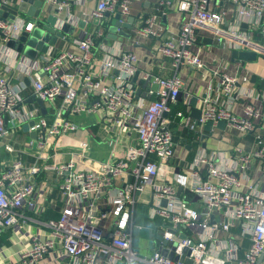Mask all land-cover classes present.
Segmentation results:
<instances>
[{"label": "built area", "instance_id": "obj_1", "mask_svg": "<svg viewBox=\"0 0 264 264\" xmlns=\"http://www.w3.org/2000/svg\"><path fill=\"white\" fill-rule=\"evenodd\" d=\"M22 1L0 0V9H18ZM83 1L44 0L39 15L32 19L21 16L20 11L14 17L0 16V137L33 121L28 131L36 132L38 154L43 156L54 137L76 128L65 113L80 117L101 113L111 128L132 127L138 143L128 147L125 159L103 161L97 171L80 168L73 157L47 163L45 169L63 177L58 184L63 210L58 218L45 222L47 237L32 235L16 264H43L58 243L73 264H264V192L248 171L260 158L264 174V136L258 134L254 152L238 146L236 159L224 150L198 148L186 167L188 173L174 177L192 193L191 199L182 197L175 182L163 175L179 164L168 115L186 89V79L178 73L171 77L141 73L137 52L126 49L120 38L107 40L106 14H120L119 25L124 24L134 4L144 0H97L96 8L84 9L80 17L72 6ZM173 6L183 13L176 33L164 21ZM51 14L56 15L57 30L67 23L78 25L94 19L98 26L95 32L86 30L73 36L71 46L57 54L48 50L40 65L7 46L9 40H18L24 32L41 26L42 18ZM121 30L119 26L117 31ZM200 31L213 33L228 49L264 55L259 49H264V0H159L156 10L135 28L137 36L156 39L158 59H169L177 68L186 65L209 71L195 48ZM138 71L147 83L145 97L135 80ZM15 73L30 78L36 98L52 106L60 99L52 120L38 105H24L27 86L13 78ZM208 77L204 95L197 98L202 108L200 120L190 114L194 94L186 91L184 108L177 112L179 126L196 131L205 124L214 129L224 121L242 134L254 131L256 121L264 118V106L258 104L264 93L249 87L250 72L238 76L213 69ZM148 95L154 99L148 101ZM240 101L242 116L234 109ZM7 149L13 151L14 147L8 144ZM37 161L30 167V177L22 157L0 172V237L6 229L26 221L27 211H37L39 189L32 179L42 169ZM124 177L128 178L121 186L115 184ZM141 201L148 202L150 219L165 221L154 229L162 239L150 256L134 247V229L143 228L134 223ZM111 215L115 229L108 231L104 220Z\"/></svg>", "mask_w": 264, "mask_h": 264}, {"label": "crops", "instance_id": "obj_2", "mask_svg": "<svg viewBox=\"0 0 264 264\" xmlns=\"http://www.w3.org/2000/svg\"><path fill=\"white\" fill-rule=\"evenodd\" d=\"M159 0H144L137 2L133 6L132 14L134 21L131 27H125L127 22L118 25L115 31H112L113 20L116 15L106 14L104 18L105 30L107 32V40L112 42L120 38L126 49L133 50L140 56L139 70L151 71L164 77H171L175 74L182 75L187 81V87L181 91L178 103L173 106L169 119L171 126L174 129V136L176 142V160L179 164L170 172L163 175L165 179H172L179 188V194L187 199L192 198V193L184 189L179 181L174 179L175 175L181 176L188 173L186 169L188 163L192 161L196 150L200 147L207 151L224 150L227 154L236 159L238 157L237 147L240 146L247 153L254 152L257 149L258 134L264 136V118L256 121V129L242 134L236 127L228 125L226 122H220L216 127L211 124L201 125L196 131H189L188 129L181 128L178 124L177 112L184 108L186 91L194 94V101L190 108L192 117L199 121L202 114V108L197 98L204 95L207 86L209 75L212 70L226 71L231 75H244L245 73L251 74L249 87H257L264 93V55H259L256 61H242L233 58L232 53L234 50L225 47L222 40L218 39L213 33L208 31H200L198 40L195 44L196 50L200 53L202 59L206 61L211 70L201 71L193 69L186 65L175 67L169 59H158L154 52L157 41L154 38H144L135 34V28L141 22L143 17L156 10ZM177 1V0H174ZM30 8L33 6L29 4ZM97 6V0H84L83 3H74L72 6L73 11L77 16H83V10L92 11ZM20 15L27 18L29 14L26 11H20ZM50 16L56 18V15H46L42 18L41 26L48 24ZM183 13L178 7L173 6L168 9L167 16L164 21L167 26L176 33ZM56 23V21H55ZM56 30L54 36L57 35V40L52 42L48 50H52L57 54L60 50L69 48L71 46V39L75 35H83L86 30L95 32L97 28V21L90 20L88 22L82 21L78 25L67 23V29L62 28ZM50 24V23H49ZM227 23H225V26ZM120 26L121 31H117ZM63 35H59L58 33ZM126 33L128 36L122 35ZM114 35V36H113ZM47 53V52H46ZM45 53H40L37 60L38 64L41 62ZM216 60V61H215ZM40 65V64H39ZM135 76L137 80L140 95H145L146 80L142 77L141 73ZM203 72L208 75H204ZM13 78L17 81H24L27 88L24 91V105L36 106L41 108L44 116L52 120L57 113L60 105V99L57 104L52 106L43 101V105L39 103V99L34 95L32 83L29 77L21 73H15ZM111 78L110 81H113ZM239 86V85H238ZM238 88V87H237ZM264 95V94H263ZM145 97V96H144ZM148 101L154 99L153 96H146ZM234 104V102H233ZM259 105L264 106V99L258 102ZM234 109L237 114L244 115L243 102L234 104ZM71 121L75 123L76 128L69 131L62 136L54 137L44 150V155L38 154V143L33 137L31 132L24 130L23 124L21 127L14 130L12 133L0 137V172L9 166L13 160L22 157L27 167V174L30 177V167L37 161L42 169L32 175L39 189V205L37 211H27L26 215L29 216L26 221L21 222L15 227L6 229L0 237V264H16L19 260L21 251L31 244L32 235L40 234L42 238L49 235V228L45 222L50 218H58L63 210V194L58 187V184L63 179L62 176L52 170L45 169L47 163H61L73 157L77 165L82 169L99 170L103 161L113 159H125L126 150L129 146L138 143L136 131L132 127H110L103 119L101 113H91L87 117L72 116L65 113ZM35 140L33 144L31 141ZM82 142L83 146H77ZM78 143L77 145H75ZM10 144L14 147L13 151L7 149ZM251 177L255 180L259 190L264 192V174H263V160L256 158L249 168ZM128 177L115 180V184L121 186ZM150 197V194L146 196ZM197 206L196 203H192ZM148 202L141 201L137 204L134 216L135 225H142L143 228L139 230V235H135L134 247L140 251L143 247L136 245V240L142 236L144 239L152 238V248L158 247L157 234H155L156 227L165 221L161 218L152 220L147 216ZM108 227V231L115 229L114 219L111 215L110 218L104 220ZM149 235V236H148ZM147 237V238H146ZM150 254V253H148ZM243 254V251H242ZM142 255V254H141ZM151 255V254H150ZM143 255V256H150ZM43 264H73V259L69 257L64 249L58 243L56 248L49 251Z\"/></svg>", "mask_w": 264, "mask_h": 264}, {"label": "water", "instance_id": "obj_3", "mask_svg": "<svg viewBox=\"0 0 264 264\" xmlns=\"http://www.w3.org/2000/svg\"><path fill=\"white\" fill-rule=\"evenodd\" d=\"M32 3V7L30 8L29 4ZM44 4V0H23L18 9H12L8 6H3L0 9V16H8L14 17L19 11H26L29 14L28 19H32L33 16H38L41 8ZM116 18L113 20L112 31H115L116 27L120 24L119 18L120 14L115 16ZM56 18L50 16L48 24L43 26L36 27L31 33L24 32L22 36L18 40H9L7 43L8 47H11L19 52H22L29 58L35 59L38 57L40 53H46L52 42L57 40V35L54 36L56 30L52 27L55 23ZM134 21V17H130L129 21L125 23V27H131ZM243 28L247 27L246 23H243ZM64 29H67V25L65 24ZM59 35H63L62 33H58ZM124 36H128L126 33H122ZM114 36V35H113ZM233 58L242 60V61H256L259 57L258 51L255 50H234L232 53ZM41 105H43V100H38ZM34 122H30L29 124H33ZM29 124L26 123L23 128L24 130H29ZM32 136H36V132H31ZM166 201L164 202V204ZM139 228L135 227L134 233L135 235H139ZM185 236V235H183ZM158 241L162 239V235L157 236ZM170 257H173V253L170 254ZM183 258V257H182ZM262 258V257H261Z\"/></svg>", "mask_w": 264, "mask_h": 264}, {"label": "rangeland", "instance_id": "obj_4", "mask_svg": "<svg viewBox=\"0 0 264 264\" xmlns=\"http://www.w3.org/2000/svg\"><path fill=\"white\" fill-rule=\"evenodd\" d=\"M112 42V40H111ZM11 126V124H10ZM143 236V235H142ZM142 236H140L136 241L137 246L143 247L139 252L142 255H150L154 252V249L152 248V238L144 239ZM149 236V235H148ZM150 253V254H148Z\"/></svg>", "mask_w": 264, "mask_h": 264}, {"label": "bare ground", "instance_id": "obj_5", "mask_svg": "<svg viewBox=\"0 0 264 264\" xmlns=\"http://www.w3.org/2000/svg\"><path fill=\"white\" fill-rule=\"evenodd\" d=\"M259 49H261L262 51L264 50L263 48L259 47Z\"/></svg>", "mask_w": 264, "mask_h": 264}]
</instances>
